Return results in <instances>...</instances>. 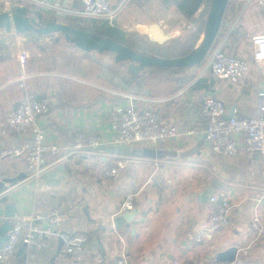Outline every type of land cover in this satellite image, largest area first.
Returning a JSON list of instances; mask_svg holds the SVG:
<instances>
[{
	"label": "crops",
	"instance_id": "obj_1",
	"mask_svg": "<svg viewBox=\"0 0 264 264\" xmlns=\"http://www.w3.org/2000/svg\"><path fill=\"white\" fill-rule=\"evenodd\" d=\"M55 1L67 8H82V0ZM109 1L117 6L122 0ZM127 3L126 11L117 21L127 28L123 30L132 32L129 29L133 23L132 14L127 10H133V6L132 2ZM150 3L158 10L167 9L161 0ZM242 3L243 0L230 1L223 31L226 23L232 20L230 11L235 14ZM146 5L148 3L143 7ZM258 17L251 12L230 41L231 54L250 64L241 82L231 84L211 74L198 78L196 72L191 71L183 77L159 75L158 82L153 81L156 86L152 84L155 89L149 93H144L143 87L150 74L131 80L129 85L124 76L128 74L124 72L123 78L120 75L112 78L113 87L102 86V81L96 80L91 69L90 60H95L94 54L91 59L89 56L82 59L79 75L61 74L56 70H26L31 79L26 90H22L15 83L20 74L16 47L10 39L8 47L0 40V129L6 123L8 112L21 104L27 92L37 97L51 95L54 102L50 111L40 117L39 124L49 138L63 148L61 154L66 157L76 152H69L76 134L94 133L108 137L111 128L108 110L122 103L117 93L130 92L152 100L148 104L160 111L169 123L178 126L181 133L191 129L195 132L190 140L181 135L164 151L156 152L154 158L139 157L136 152L144 149L140 146L122 148L130 151L129 155L115 156L113 147L105 146L95 152L96 156H75L69 161L74 173L69 183L62 187L53 189L43 185L31 189L27 185L18 186L10 195L20 208L15 218L55 209L65 211L67 219L63 228L86 235L88 242L80 259L61 254L59 241L49 238L41 248L16 247L7 264H117L122 254L129 264H214L212 257L217 249L232 245L246 251L243 264H264V248L252 225L256 216L264 222V153L240 152L238 156L230 157L211 151L205 142V125L200 115L204 99L215 97L226 105L227 117L233 115L234 110L240 118L257 116V94L264 88V66L255 65L251 37L260 27L262 19L258 21ZM137 20L133 24L137 30H143V35L152 23H159L167 30V20L155 18L152 13H144ZM82 54L72 50L69 56L80 58ZM108 68L111 69H108L109 73L112 72L113 68ZM181 89H186L184 97L166 101ZM15 136L9 131V137L0 143V151L24 143V140H13ZM197 146L201 147V155L191 153L187 156ZM56 159L49 157L52 162ZM120 162L123 168L113 182L109 171ZM1 165L5 179L0 181V190L10 188L12 180L27 170L25 156L6 157ZM209 171L229 185L217 187L213 195L219 194L230 202V224L198 242L196 234L209 224L214 210L208 202H202L205 189L214 186ZM130 196H134V210L138 214L130 221L129 228L116 231L113 218ZM2 213L3 206L0 205V224L4 220ZM41 226L47 225L38 222L37 227Z\"/></svg>",
	"mask_w": 264,
	"mask_h": 264
},
{
	"label": "built area",
	"instance_id": "obj_2",
	"mask_svg": "<svg viewBox=\"0 0 264 264\" xmlns=\"http://www.w3.org/2000/svg\"><path fill=\"white\" fill-rule=\"evenodd\" d=\"M127 2L128 0H122L117 6H112L109 0H82V8L77 10L64 7L55 0H0V10L10 9L14 5L27 6L32 11H41L53 16L60 23L69 24V20L82 19L86 22L93 20L116 26L115 23L126 8ZM233 12V10L230 11L232 20L226 23L223 31L224 18L215 44L203 63L198 66L199 69L196 71L198 78L211 74L215 78L231 84H237L244 79L250 69V64L231 54L229 45H231L230 41L233 39V35L239 31L244 19L251 12L259 15L258 21L260 18L262 19L260 27L252 35L251 41L255 65L257 67L264 66V0H243L239 11L232 15ZM9 39L16 47V59L20 67V74L15 79V83L19 85L20 89L26 90L27 82L31 79V76L26 72L30 58L29 48L21 43L19 36L14 31L9 34ZM185 94L186 89H181L166 101L184 97ZM117 95L120 99L119 102L122 101V103L118 102L119 104L113 109L108 110L111 126L108 137L105 138L94 133L76 134L75 143L69 152L86 149L98 151L105 146L120 148L140 146L164 151L172 141L181 135L190 140V137L195 133L193 129L181 133L178 126L169 123L160 111L148 104L152 101L149 98L130 92H120ZM257 97V116L251 119L240 118L236 115L235 110L231 117H227V108L222 101L215 97L204 99L200 115L205 125V142L211 151L230 157L238 156L240 152L250 155L264 153V88L258 92ZM53 102L51 95L37 97L27 92L21 104L8 112L6 123L0 129V143L9 137V131H13L17 135L12 138L13 140H24V143L15 148L0 151V181L5 179L1 163L6 157L25 156L26 174L28 177L36 178L42 171L61 159L63 148L53 142L49 138V134L39 124L40 117L50 111ZM49 157L57 159L52 162ZM121 168L123 165L120 162L109 171L110 179L113 182L117 180ZM133 197L130 196L126 199L120 207V213L135 209ZM208 203L214 210L210 216L209 224L197 232L198 242L204 241L211 233L230 224L232 206L226 198L214 194L209 198ZM66 219V212L58 209L28 217L14 218L13 229L9 232L6 242L0 246V264H7L10 261L20 242L41 248L46 245V238L52 237L62 239L61 251L63 254L80 259L88 237L82 233L65 230L63 224ZM38 222L46 223L47 226L38 228ZM252 225L257 230L260 245L264 248V222H261V219L256 216L252 220ZM245 253L244 249L239 248V255L232 264H243ZM117 264H129L127 257L122 254Z\"/></svg>",
	"mask_w": 264,
	"mask_h": 264
},
{
	"label": "water",
	"instance_id": "obj_3",
	"mask_svg": "<svg viewBox=\"0 0 264 264\" xmlns=\"http://www.w3.org/2000/svg\"><path fill=\"white\" fill-rule=\"evenodd\" d=\"M230 1L211 0L201 40L189 54L179 57L147 55L120 43L108 35L94 34L88 30L79 29L67 23H60L53 16L44 14L41 11H32L27 6L18 5L11 6L10 9L0 10V40L5 47H8L10 45L9 34L14 31L19 36L21 43L27 48L65 42L87 54L102 56L113 65L125 70L129 76L134 78L147 74L180 77L190 73L206 59L222 29ZM143 36L157 45H165L174 38L172 32L166 31L159 23L148 25L147 31ZM200 146L192 149V151L187 153V156L191 153L201 155ZM113 151L115 156H122L123 153L130 154V151L120 147H113ZM95 152L90 149L76 151L72 155L56 161L51 167L42 171L38 178L28 177L26 173H22L12 180V186L10 188H1L0 205L3 206L2 214L4 220L0 224V246L6 242L9 232L13 229L14 218L20 212V208L16 204L15 199H12L13 197L10 196L13 190L20 185H27L31 189L43 185L53 189L65 186L69 183L74 173V169L69 161L78 155H84V158L90 155L96 156L97 153ZM156 152L160 153L159 150L145 147L142 151H137L136 153H138L137 155L139 157L144 155V157L151 156V158H154L157 156ZM209 173L212 177L211 183L214 186L213 188L207 187L205 189L202 197L203 203L209 201L215 189L229 186L216 173L212 171H209ZM137 214L138 211L133 210L116 215L113 218L116 231H122L123 227L129 228L130 221ZM52 238H56L59 241V251L63 254L61 251L63 245L62 239L59 237ZM46 240L48 241V238ZM21 246L35 248V246H29L23 242L17 245V247ZM238 255L239 247L232 245L223 250L217 249L212 259L214 264H232L236 261Z\"/></svg>",
	"mask_w": 264,
	"mask_h": 264
},
{
	"label": "rangeland",
	"instance_id": "obj_4",
	"mask_svg": "<svg viewBox=\"0 0 264 264\" xmlns=\"http://www.w3.org/2000/svg\"><path fill=\"white\" fill-rule=\"evenodd\" d=\"M128 2H132V6H133V10H127L128 14L130 12L132 14L131 21L133 20V23H136V21H138L137 19H139L144 13H148V14L152 13L155 18H158L161 20L162 19L167 20V23H165V26L167 28L166 31L172 32L173 36H175V37H177L179 35H187L188 33L194 31V27H189L190 25H188V22L186 21V19L184 17H180V15L177 12L178 10H174V8L165 9V10H162V9L158 10L157 8H155L153 3L149 4V0H147V1L129 0ZM142 2L148 3V5H146V7L140 6L139 3H142ZM153 7H154V9H153ZM124 11H126V10H124ZM206 18H207V16H206ZM206 18H205V21H206ZM133 23H132L131 27H129V29H132V32H130V34H129V39H132V40L135 39L136 40V41L134 40L136 48H139L142 52V50H145L146 46H151V44H152V46L157 47V49L150 50L149 48H147L149 50V52H152L153 54L160 53V52L164 53V54L170 53L169 50L172 47V44H174V43H172V41L168 42V44H165V45L154 44V43L150 42L145 36H143V34H142L143 30L140 29L141 32L139 30H137V28H135L136 24H133ZM115 25L120 27L121 29H125L121 25L118 24V21L115 23ZM203 32H204V29H203ZM135 33H137L138 35H140L146 39V45L145 46H140V44L137 42V41H139V38H137V36H135L136 35ZM202 36H203V33L201 35V38H202ZM148 41H149V44H148ZM40 47L29 48L30 59H31V61H29V63H30V66L33 70L40 71V72H47L48 70H56L57 72H60L61 74H72L71 71H69V68H71V66L70 67L65 66L62 68H57V67H54L55 65H52L53 61H56L58 59L59 63L65 62L64 57H67V58L70 57L72 60H74L76 58L75 56H69L70 53H72V50H74V51H81V50H78L77 48H75L71 44H68L65 42L46 44V45H42ZM95 57L96 58L94 61H92V59L90 61H91V67H92L91 69H92L93 74H95V76H96V80L97 81L99 80V82L102 81L101 82L102 86L113 87L112 86V82H113L112 81V73L111 72L109 73L108 69L109 70H111V69L108 67H112L113 71L121 72V73L117 74L118 76H119V74H123L124 72L126 73V71L117 67L116 65H113L107 59L103 58L100 55H95ZM198 69H199V67H196L192 71L196 72ZM147 76H148V78H145L147 82H144L145 87H143L144 93H146V92L149 93L152 90H154L155 86H156V84L153 82L154 79L158 82L159 78L161 77V76L155 75V74H150ZM149 83H151V85ZM152 84L155 86H153Z\"/></svg>",
	"mask_w": 264,
	"mask_h": 264
},
{
	"label": "trees",
	"instance_id": "obj_5",
	"mask_svg": "<svg viewBox=\"0 0 264 264\" xmlns=\"http://www.w3.org/2000/svg\"><path fill=\"white\" fill-rule=\"evenodd\" d=\"M144 1H147V0H144ZM161 1L167 9L174 8L178 10L179 13L182 14L183 17L186 19V21L188 22V25H190L189 27H194V31L188 33L187 35H179L175 37L172 40V43L174 44L171 43L172 47L169 50L170 53L164 54L160 52V53L153 54L152 52H149V50L147 49V48H149L150 50L157 49V47H154L152 45L146 46L145 50H142V53H145L151 56H159V57H179V56H184V55L189 54L196 47L198 41L201 39V35L203 33V29L205 26V18L209 12L211 0H161ZM139 4L141 6H144L147 3L142 2ZM68 23L76 28L88 30L94 34L108 35L116 39L120 43H123L124 45L141 52V50L139 48H136L135 46L136 40L129 39L130 32H126L118 26H110L108 23L98 22V21H93V20L86 22V21H83L82 19L69 20ZM135 34H136L135 36L139 38V41L137 42L140 44V46H145L146 39L138 35L137 33ZM87 56H89L90 59L93 58L92 54H87L83 52L80 58H76L72 60L70 57L68 58L64 57L65 62L59 63L57 59L56 61H53L52 65H55L54 67H57V68L71 66V68H69V71H71V73L74 75H79L81 72L82 59L88 58ZM29 61H31L30 58L26 66L27 71L33 70L30 66ZM92 61H94V59H92ZM111 73H112V78H113L115 75L117 76V74L121 72L113 71ZM119 75L123 78V74H119ZM124 76H125V79L128 80L129 85H130L131 80L133 79L136 80L137 78H139V77L133 78L126 74H124ZM186 81L187 79L182 81L181 86L184 85Z\"/></svg>",
	"mask_w": 264,
	"mask_h": 264
}]
</instances>
